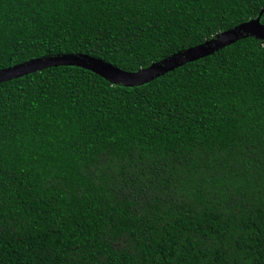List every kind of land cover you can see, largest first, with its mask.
<instances>
[{"label": "trees", "instance_id": "trees-1", "mask_svg": "<svg viewBox=\"0 0 264 264\" xmlns=\"http://www.w3.org/2000/svg\"><path fill=\"white\" fill-rule=\"evenodd\" d=\"M263 9L0 0V70L85 53L134 72ZM0 264H264L262 41L137 85L76 65L0 82Z\"/></svg>", "mask_w": 264, "mask_h": 264}, {"label": "water", "instance_id": "water-1", "mask_svg": "<svg viewBox=\"0 0 264 264\" xmlns=\"http://www.w3.org/2000/svg\"><path fill=\"white\" fill-rule=\"evenodd\" d=\"M263 13L264 9L256 18H251L235 27L220 31L203 43L180 50L160 61L154 62L148 67L140 68L134 72L125 71L103 59L85 53H57L33 58L14 66L1 69L0 82L49 66L76 65L99 74L111 83L127 86L141 84L188 61L211 54L240 38L252 36L259 39L264 44V23L261 21Z\"/></svg>", "mask_w": 264, "mask_h": 264}]
</instances>
